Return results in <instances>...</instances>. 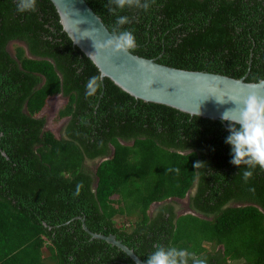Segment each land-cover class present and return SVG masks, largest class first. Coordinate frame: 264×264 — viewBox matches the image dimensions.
I'll list each match as a JSON object with an SVG mask.
<instances>
[{
    "label": "trees",
    "instance_id": "16d2710c",
    "mask_svg": "<svg viewBox=\"0 0 264 264\" xmlns=\"http://www.w3.org/2000/svg\"><path fill=\"white\" fill-rule=\"evenodd\" d=\"M86 1L111 33L118 16L129 18L119 30L134 33L135 55L264 80V0H148V11ZM17 3L0 0V264H133L78 218L144 262L159 244L207 264H264V171L245 182L246 166L230 162L229 122L136 100L107 78L87 96L100 71L54 3L24 13ZM12 41L24 44L12 52ZM56 94L67 98L62 136L40 115ZM188 193L193 214L160 204Z\"/></svg>",
    "mask_w": 264,
    "mask_h": 264
},
{
    "label": "water",
    "instance_id": "95a60500",
    "mask_svg": "<svg viewBox=\"0 0 264 264\" xmlns=\"http://www.w3.org/2000/svg\"><path fill=\"white\" fill-rule=\"evenodd\" d=\"M60 16L63 29L100 71V80L109 79L136 100L173 108L189 116L222 121V115L236 107L237 101L251 93L264 96V80L247 82L248 74L240 79L205 71L178 69L133 54L112 55L97 50L93 40L111 38V32L86 0H51ZM236 118L237 111L227 113ZM5 154L4 152H2ZM82 229L91 239L103 240L124 252L133 264H145L129 247L113 234L91 232L85 220Z\"/></svg>",
    "mask_w": 264,
    "mask_h": 264
},
{
    "label": "clouds",
    "instance_id": "9594fccd",
    "mask_svg": "<svg viewBox=\"0 0 264 264\" xmlns=\"http://www.w3.org/2000/svg\"><path fill=\"white\" fill-rule=\"evenodd\" d=\"M116 8H138L148 11L150 3L148 0H110ZM116 8L109 11L115 12ZM37 10V0H18L17 11L35 12ZM130 23L127 16H118L115 27L112 30L111 38L106 40H93L97 50L105 49L112 55H120L134 51L137 41L131 30H119L120 26ZM102 87V81L98 82L96 77L89 79L86 85V95L92 96ZM236 107L222 115V120L229 122L230 134L226 137L225 143L231 145V163L236 166H246L243 170V179L249 181L254 176V170L259 167L264 171V96L251 93L237 101ZM237 111L236 118H229L227 113ZM178 172L179 169H176ZM78 186L76 195H79ZM145 264H207L205 258L189 252L187 249L177 247H165L156 245L155 250L147 256Z\"/></svg>",
    "mask_w": 264,
    "mask_h": 264
},
{
    "label": "rangeland",
    "instance_id": "374dc122",
    "mask_svg": "<svg viewBox=\"0 0 264 264\" xmlns=\"http://www.w3.org/2000/svg\"><path fill=\"white\" fill-rule=\"evenodd\" d=\"M20 44L23 45L24 43L21 41H12L9 44V49L13 52L15 50V47L17 45H20ZM66 101H67V98L61 94H56V95L50 96V97H48L46 105L40 114V115H43L46 119L45 128L53 131L56 136H62V125H63L62 123L65 121L66 117L59 118L58 117V111L66 103ZM124 144L130 145L131 142H126ZM99 161H97V162H99ZM97 162L96 163L87 162L85 165H86V167H88V169H90L91 171L94 172V169H95ZM160 204H162V203H160ZM160 204L154 203L150 207V210H149L150 214L152 212H154V209L157 206H159ZM172 205L174 207L176 216L184 215L186 213H192L193 214V212L189 210V207L187 205V199H185V198L181 201L172 202ZM118 219L121 220L124 218L120 217ZM44 253H45V255H47V251H45Z\"/></svg>",
    "mask_w": 264,
    "mask_h": 264
},
{
    "label": "flooded vegetation",
    "instance_id": "af4514ba",
    "mask_svg": "<svg viewBox=\"0 0 264 264\" xmlns=\"http://www.w3.org/2000/svg\"><path fill=\"white\" fill-rule=\"evenodd\" d=\"M62 95V94H61ZM64 96V95H63ZM67 120H68V118H66L65 119V121L62 123L63 125H62V133H63V127L65 126V124H66V122H67ZM122 144H124V143H126V141H123V140H119ZM131 142V144H132V141H130ZM130 144V145H131ZM124 145H126V144H124ZM111 149H112V147H111ZM111 154H113V152H111ZM185 199H187V205H188V202H189V193L186 195V197H185ZM181 200H183V199H178V198H168V199H166L164 202H162V204H164V203H171L172 204V202H175V201H181Z\"/></svg>",
    "mask_w": 264,
    "mask_h": 264
}]
</instances>
